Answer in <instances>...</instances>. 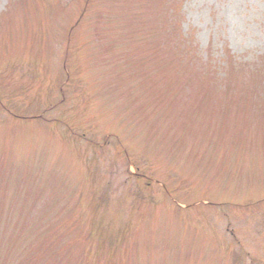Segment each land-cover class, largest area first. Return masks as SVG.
I'll list each match as a JSON object with an SVG mask.
<instances>
[{
	"label": "rangeland",
	"instance_id": "1",
	"mask_svg": "<svg viewBox=\"0 0 264 264\" xmlns=\"http://www.w3.org/2000/svg\"><path fill=\"white\" fill-rule=\"evenodd\" d=\"M0 264H264V0H0Z\"/></svg>",
	"mask_w": 264,
	"mask_h": 264
},
{
	"label": "trees",
	"instance_id": "2",
	"mask_svg": "<svg viewBox=\"0 0 264 264\" xmlns=\"http://www.w3.org/2000/svg\"><path fill=\"white\" fill-rule=\"evenodd\" d=\"M150 188H151V186H150ZM150 188H148V189H150ZM146 189H147V187H146Z\"/></svg>",
	"mask_w": 264,
	"mask_h": 264
}]
</instances>
